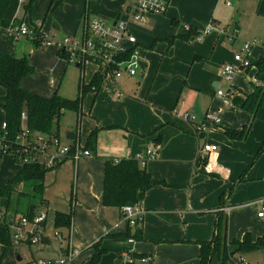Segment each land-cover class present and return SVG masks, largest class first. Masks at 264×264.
Wrapping results in <instances>:
<instances>
[{
	"label": "crops",
	"instance_id": "crops-1",
	"mask_svg": "<svg viewBox=\"0 0 264 264\" xmlns=\"http://www.w3.org/2000/svg\"><path fill=\"white\" fill-rule=\"evenodd\" d=\"M164 1L168 3L166 14L147 15L142 23L129 22L137 44L132 46L126 42V45L140 57V73L145 72L140 75L141 80L135 79L139 71L136 76L125 74L113 80L106 77L98 65L100 71L93 74L89 84L96 74L104 79L97 93L88 92L97 97L89 117L84 118L85 94L80 113L75 112L71 121H66L65 115L60 120L59 137L62 139L64 133L66 141V136L74 133L75 140L80 146L84 145L83 150L90 151L91 156L77 161L65 160L46 174L43 200L37 202L35 211L36 215L46 213L53 220L47 227L49 230L46 229L50 239L37 245H20L30 249L33 264L40 260L56 264L66 247L78 252L70 264H201V244L213 240L220 219L228 220L229 243L242 240L248 232L257 239L264 237V218L257 216L259 206L255 204L264 199V174L256 175L258 161L262 156L264 159V153L247 169L244 180L236 184L264 141V99L256 115L234 103L235 97L245 99L256 88L264 87V80L259 78L253 64L264 57V0H260L258 13L251 12V8L259 0H247V3L229 0L235 1V8L234 4L228 6L222 0ZM126 9L127 2L124 5L120 0H85L83 5L75 7L60 33L47 31L43 22L34 21L29 14L23 18L19 13L17 16L39 27L40 32L61 38L79 35L87 12L90 16L116 21L128 19ZM33 11L34 7L32 14ZM248 13L251 14L246 17ZM173 19L181 27L193 28L200 35L190 41H171L178 32ZM211 26L215 29L207 33ZM231 35L235 36L233 41L229 40ZM198 39L203 43H198ZM188 42L198 44L190 47ZM169 43L171 46L167 48ZM246 43H251L253 65L241 69L233 82H222L220 67L234 62V55L241 53ZM39 47L47 49L49 54L44 51V55L54 59L63 53L56 48L36 46L28 38L17 39L13 31H6L0 37V52L17 57L29 55L30 64L42 69L39 76L37 72V77L33 75L23 80V89L52 98L59 94L64 78L62 74L60 79L51 78L57 85L50 89L37 86L41 77L48 82L50 77L47 76L51 73L50 65L40 67L33 61ZM183 48L192 49L189 57L183 55ZM194 53L196 57L198 54L206 57L201 61L204 63L190 67L168 65L177 57L190 62ZM156 60H159L157 69L154 68ZM86 64H76L80 69L78 96L80 86L89 85L84 80ZM219 90L224 91L223 98L217 96ZM119 91L124 98H117ZM5 93L0 87V97ZM185 115L195 116L196 121L185 120ZM209 115L217 116L219 123L209 119ZM243 127H250L245 140L227 135V131H240ZM202 128L206 131L202 132ZM95 131H98L96 146L88 147V139ZM203 136L218 149L201 157ZM151 148L157 151V157L141 166L163 184L146 193L141 203L143 220L131 227L121 208L103 204L105 165L108 160L139 159ZM12 188L19 194L24 185L19 183ZM72 200V226L63 228L65 232L59 231L55 217L58 213L70 214ZM6 217L20 216L7 213ZM56 231L65 238L63 242L54 239ZM136 234L142 239L134 238ZM233 248L237 250L236 246L229 245L230 251ZM97 249L104 254L98 263H93ZM217 256L213 258L214 264H218ZM18 260L22 258L18 256ZM232 260L238 264H264V246L235 253Z\"/></svg>",
	"mask_w": 264,
	"mask_h": 264
},
{
	"label": "trees",
	"instance_id": "trees-1",
	"mask_svg": "<svg viewBox=\"0 0 264 264\" xmlns=\"http://www.w3.org/2000/svg\"><path fill=\"white\" fill-rule=\"evenodd\" d=\"M35 0H28L25 5V14L31 16ZM52 0L48 13H53L61 4ZM89 3V2H88ZM25 4V3H24ZM20 8V0H0V30L5 32L13 29L17 24L23 22L17 14ZM172 24L178 28L177 39L190 41L193 37L200 35L195 29H185L175 19ZM36 46L40 44L34 41ZM65 58V53L61 54ZM258 69V76L264 80V57L253 63ZM252 64V65H253ZM36 69L30 64L29 57H17L0 52V87L5 90V95L0 97V109L5 114L4 124L6 129L0 132V146L2 155L5 153L15 154L19 148L16 142L22 126V114H27L26 126L32 131L47 135L60 136V120L66 111L80 113L83 98L88 92L97 93L102 85L104 77L96 74L89 85L80 86V95L76 99H68L56 93L52 98H46L23 89L22 82L33 76ZM264 88H256L254 93L245 99L234 98V103L241 109L256 115L263 105ZM250 127H243L238 131H227V135L233 139L245 140L248 137ZM98 131L92 132L88 139V147L96 146ZM264 153V146L254 156L256 160ZM18 163L17 156L14 157ZM254 160V161H255ZM55 168V167H54ZM54 168H48L39 162L21 164V170L15 178L5 186H0V212L12 213L14 216H26L30 220L36 216L37 202L43 200L45 190V176ZM23 184L24 190L17 194L13 190L16 184ZM163 184L156 181L145 167H142L136 159L108 160L105 165L103 204L109 207L123 209L127 206H135L142 203L146 193L154 186ZM74 200V199H73ZM72 200V212L70 214L58 213L55 217L56 228L70 229L74 215V201ZM25 206L26 210H21ZM24 207V208H25ZM226 219H220L217 232L213 240L201 244V264H211L215 255H218L221 263L226 264L232 260L237 252H247L264 246V237L254 240L247 233L242 240L228 242ZM128 237H133L128 234ZM134 238L142 239L141 235ZM13 245L12 235L7 223L0 222V248ZM229 245L237 247L235 252L229 251ZM97 245H95L96 247ZM104 251L97 249L92 259L98 263Z\"/></svg>",
	"mask_w": 264,
	"mask_h": 264
},
{
	"label": "built area",
	"instance_id": "built-area-1",
	"mask_svg": "<svg viewBox=\"0 0 264 264\" xmlns=\"http://www.w3.org/2000/svg\"><path fill=\"white\" fill-rule=\"evenodd\" d=\"M222 1L226 2L228 6L232 5L229 0ZM126 2L127 9L125 14L128 16L127 20L119 19L113 21L99 15L90 16L87 12L81 21L80 33L75 36L60 38L57 35L45 34L40 32L39 27L32 26L25 21L8 31H13L17 39L28 38L33 42H38L43 48H56L62 51L67 55L70 62L79 65L94 62L101 67L106 77L113 80H118L125 74L133 77L137 75L141 66L135 53L126 45V42L132 46L137 44L136 37L129 30V22L142 23L147 15H164L168 9V3L164 0H126ZM20 3L24 4L25 0H20ZM214 29L211 26L206 32L208 33ZM3 33L0 30V37ZM231 36L229 40L233 41L235 36ZM250 53L251 43H246L242 52L235 55V64L230 63L223 66L222 74L227 82H233L241 69H248L252 66ZM50 83L51 87H56L57 85L55 79H51ZM217 96L223 98L224 91L219 90ZM117 98H124V94L119 91ZM184 118L187 121H196V117L192 115H185ZM208 118L216 124L219 123L217 116L209 115ZM22 120L24 124L16 139L20 150L18 149L17 153L13 154V157L17 156L20 165L37 161L48 168H54L65 160L77 161L91 156L90 151L83 150L76 140L63 141L59 136L32 131L26 126V113L22 114ZM4 129H6L5 124ZM201 131H206V129L202 128ZM217 149V145L210 144L206 139H203L200 144V155L204 157L206 154L216 152ZM156 157L157 151L151 148L147 149L136 160L142 166H145L148 161ZM116 161L118 162L119 160ZM255 204L259 206L257 216L264 218V199L257 201ZM122 211L131 227L141 224L144 214L141 204L124 207ZM6 215V212H0V222L8 224L14 245L20 246L27 243L37 245L45 239H50L46 233L48 225L46 213H40L33 217L32 220L26 216L7 219ZM54 239L60 242L65 240L59 231L55 232ZM62 253L56 264H70L73 257L78 254L71 247H66ZM37 264H48V262L40 260Z\"/></svg>",
	"mask_w": 264,
	"mask_h": 264
},
{
	"label": "rangeland",
	"instance_id": "rangeland-1",
	"mask_svg": "<svg viewBox=\"0 0 264 264\" xmlns=\"http://www.w3.org/2000/svg\"><path fill=\"white\" fill-rule=\"evenodd\" d=\"M56 3H59L60 1L62 2L57 9L53 12V13H48L49 11V7H50V2L51 0H35L33 7H34V11L33 14L31 13L32 19L34 21H40L44 23V28L51 32V33H60L63 32V30L65 29V23L66 20H68L69 16L74 12L75 7H78L80 5H83L85 3V0H55ZM121 2H125L126 0H120ZM232 2V0H231ZM244 3H247V0L243 1ZM28 3V0H25V4L20 3V8L18 10L19 16L20 18H23L25 16V5ZM235 3V1H234ZM232 3V4H234ZM260 4V0L258 1L257 5H252L251 8V12H253V10H255L254 12L258 13L257 9L259 7ZM234 8H235V4H234ZM255 8V9H254ZM264 11V8H263ZM251 13L246 14L247 16H250ZM28 17V19L30 18ZM54 35V34H52ZM205 39V38H204ZM176 41V40H175ZM174 41V42H175ZM180 41V40H177ZM198 43L202 44L203 40L198 39L197 41ZM193 43V42H188L187 45L190 47H193L195 44L198 43ZM178 43V42H176ZM169 46H171V44H167V48H169ZM44 51H46L45 53L48 52L47 49H42L41 47H39V50H37L36 53H34L33 55V61L38 65V66H49L50 65V75L47 76V78H49L48 82H45L46 80L44 78L41 77V79H39L36 84L39 87H43V89L47 88H51V83H50V79L51 78H58L60 79L63 75V83L62 86L60 88L59 94L62 96H66L67 98H72L75 99L77 98L78 94H79V90H78V86H79V79H80V69L76 67V63L74 62H70L69 59L65 56L62 57L61 55L52 58L51 56H45L44 55ZM192 49L190 48H183L182 49V53L185 57H189L190 53H191ZM49 54V53H47ZM197 53H194L192 61H187V59H183L180 57H177L176 61L170 60L168 62V65H170L171 67H174L176 65H187L188 67H190L191 65H201L204 62H201L203 59H205L206 57H203L202 55L198 54L199 56L196 57ZM29 56V55H28ZM235 56V55H234ZM31 58V55H30ZM138 60L140 59V57L137 55ZM233 63L235 64V62H226L225 64H230ZM159 66V60H156L155 66L154 68L157 69ZM196 66V67H197ZM36 68V73L38 72L37 76H39L42 73V69H40L39 67H35ZM220 78L222 80V82H227V80L223 77V65L220 67ZM46 70L45 73L48 71ZM59 70V73H57L56 71ZM84 80L86 81V84H89L90 80L92 79L93 74H95L96 72L98 73L100 71V68L98 66V64L94 63V62H88L85 66L84 69ZM147 71V69H146ZM142 72L139 69V73L137 78H135L136 80L139 79L141 80V74ZM36 73L34 74V77ZM60 74V75H59ZM62 74V75H61ZM92 74V75H91ZM91 75V77H89ZM65 76V77H64ZM264 88V87H261ZM96 96L93 93H88L86 94L85 97V104H84V115L86 117H89V112L91 111L92 107H95L96 104ZM94 105V106H93ZM103 111H105V108L103 106ZM77 113L73 112V111H66L64 113L65 117H66V121H71L74 117V115H76ZM4 129V114L2 112V110L0 109V132L1 130ZM65 130V129H64ZM205 134V133H204ZM64 133H62V140L64 141ZM203 139H206L205 136H203ZM210 143V142H209ZM218 144L221 145L220 142H217ZM259 149L255 152V154H257L260 149L264 146V141L261 143V145H259ZM82 149L83 147H85L84 145L81 146ZM1 147H0V185H5L7 184V182L12 181L15 176L17 175L19 168H20V163H16L13 155L5 153L4 155H2L1 152ZM263 154V153H262ZM261 157V156H260ZM258 157L256 159V161L260 158ZM255 159H251V163L247 166V168L243 171L242 177L236 182L240 183L242 182L243 179V175L246 173L247 169H249L254 163ZM260 174H264V159L263 156L259 159L258 161V165L256 168V175H260ZM235 184V185H236ZM235 188V186H234ZM233 189V188H232ZM231 189V191H232ZM231 193V192H230ZM22 205L21 210H26V207ZM52 219L49 217L48 218V226L52 223ZM47 230H49V228H47ZM63 231V228H59V231ZM249 233V232H248ZM251 234V233H249ZM252 235V234H251ZM254 240H257V237H254L252 235ZM235 241V240H232ZM234 246V245H233ZM230 251V250H229ZM236 248H233V250H231L230 252H235ZM249 252V251H247ZM238 253V252H237ZM236 253V254H237ZM31 251L27 246H16V245H12L11 247L9 246H2L0 248V264H33L32 263V256H31ZM255 255V253H254ZM18 256H20L22 258V261L18 260ZM215 257V256H214ZM213 257V258H214ZM240 258V257H238ZM53 259V258H52ZM215 260V258H214ZM217 263L218 264H222L221 261L219 260L218 256H217ZM249 263V262H248ZM214 264V261L212 259V263ZM226 264H238V262L236 263L235 260H228ZM263 264V263H261Z\"/></svg>",
	"mask_w": 264,
	"mask_h": 264
},
{
	"label": "water",
	"instance_id": "water-1",
	"mask_svg": "<svg viewBox=\"0 0 264 264\" xmlns=\"http://www.w3.org/2000/svg\"><path fill=\"white\" fill-rule=\"evenodd\" d=\"M77 67H79V65H77ZM142 68H143V64H142ZM66 137H67L68 140H72V141L76 139L74 133H69Z\"/></svg>",
	"mask_w": 264,
	"mask_h": 264
}]
</instances>
